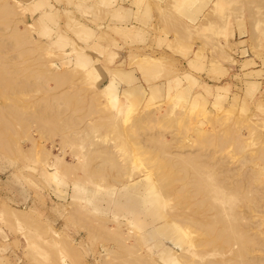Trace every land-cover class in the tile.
I'll return each instance as SVG.
<instances>
[{"label":"rangeland","instance_id":"rangeland-1","mask_svg":"<svg viewBox=\"0 0 264 264\" xmlns=\"http://www.w3.org/2000/svg\"><path fill=\"white\" fill-rule=\"evenodd\" d=\"M7 1L15 3V12L1 21L0 42L8 47L11 43L13 49L1 50L0 68L13 73L11 85L16 88L4 89L8 84L0 80V125L6 121L11 128L7 138L11 150L0 147V213L8 206L14 214L24 213L19 218L27 220L25 214L30 218L26 224L14 215V223L8 217L9 224L3 218L8 213L0 214V264H114L116 243L96 239L99 229L93 239L89 231L95 228L86 225L90 220L109 232L121 228L126 244L141 248L154 264H170L159 259L165 247L180 264H223L232 257L234 243L227 246L222 239L203 237L207 233L199 227L169 223L168 231L165 228L158 236L159 244L148 240L166 219L179 217L204 225L217 217L219 208L242 217L240 229L263 249L251 257L264 259V160L256 158L264 150V0H0V9ZM142 10L154 24L149 29L151 41L144 48L121 49L119 66L105 68L116 56L109 51L111 35L145 40L144 31L128 24ZM15 29L21 40L15 39ZM167 41L169 54L162 51ZM142 64L160 70L152 76L153 71H142L147 70L140 68ZM64 70L71 75L67 83ZM57 75L65 77L66 84L61 85ZM52 77L58 82L49 80ZM120 83L127 86L122 90ZM43 109L62 112L60 120L68 118L75 126L55 137L47 135L42 123H33L30 116L38 111L48 115ZM158 133L172 143L164 151H193L191 166L208 167L211 173H203L204 181L217 186L209 195L195 198L187 181L175 179L179 169L167 165L160 147L148 145ZM69 136L68 143L61 141ZM207 136L209 144L204 143ZM220 136L219 142L227 143H219L225 144L223 149L217 145ZM232 136L237 142H229ZM238 143L241 150L235 147ZM84 147L109 152L128 175L108 169L96 178L93 169L102 161L96 158L81 170ZM55 157L73 166V176L67 177L71 170L64 172L66 177L61 175ZM86 157L91 159L88 153ZM54 162L60 171L53 168ZM249 190L254 195L246 196ZM204 200L206 204H199ZM74 205L82 208L80 218L89 212L86 222H79L76 213L72 216ZM175 233L172 241L169 236ZM72 249H77L78 260L74 252L70 254Z\"/></svg>","mask_w":264,"mask_h":264},{"label":"bare ground","instance_id":"bare-ground-1","mask_svg":"<svg viewBox=\"0 0 264 264\" xmlns=\"http://www.w3.org/2000/svg\"><path fill=\"white\" fill-rule=\"evenodd\" d=\"M106 1V0H105ZM7 2H9V4L8 3H5V4H7L6 6H3V8L2 9H0V23H1V21H3V20H5V19H7V17H9L10 15H13L14 14V12H15V10H14V6L12 5V4H15V3H13L12 1V4H10V1H7ZM214 5H216V3L214 4ZM16 8V7H15ZM213 12V11H212ZM168 17V16H167ZM211 28H213V27H211ZM83 29V31L84 32H86L87 30H86V28L85 27H83L82 28ZM18 30V29H17ZM83 32V33H84ZM85 34V33H84ZM13 35L15 36V37H17V38H15V39H17V40H21V39H18V38H21V37H23L22 36V34H20V32H18V31H16V29L15 30H13ZM1 43V42H0ZM3 43V42H2ZM0 44V52H2L4 49H13V48H11V43H10V47H8V45H6V44ZM16 45H19L18 44V41H16ZM13 44V43H12ZM15 46V45H14ZM13 47V46H12ZM17 47V46H16ZM21 47V46H20ZM18 48V47H17ZM2 50V51H1ZM2 59H4L3 57H2ZM1 59V56H0V60H2ZM149 61H151V60H149ZM147 62V61H146ZM152 62H156V61H152ZM158 62V61H157ZM149 63V62H148ZM151 64H155V63H151ZM142 67H140L141 69L142 68H144L143 66H146L145 68H147V70H142V71H149V70H151V71H153V73L151 72V71H149L150 73H152V76H153V74L154 73H157V71L159 72V70L160 69H158L159 68V66H157V69L158 70H156L155 69V71L153 70L154 68H152V67H150L149 66V68L147 67V65L145 64V65H141ZM150 68H152V69H150ZM64 71H66V70H64ZM146 72V73H147ZM149 72H148V74H149ZM63 73V74H62ZM62 73H60V74H62V76L63 75H65V77L66 76H68V77H66L67 79L65 80V82L67 83L68 82V80L70 79V77H71V75H69L70 74V72L68 73V71H66V73H68V74H64V72H62ZM144 73V72H143ZM59 74V75H60ZM145 74V73H144ZM12 75H13V73H11L10 74V72L9 71H7V70H5L4 68L2 69V68H0V80H5L6 82H7V84L8 85H6V87H4V89L5 88H9V86L13 83L12 82V78H14V77H12ZM59 75H57V77H60ZM60 77L59 79H58V81H59V83L61 84V85H63V83L64 84H66L65 82H64V78L65 77ZM70 76V77H69ZM49 77H51V75L49 76ZM54 77V76H53ZM50 78L49 80H51V81H53V80H55V81H57V77L56 78ZM148 77V76H147ZM48 78V77H47ZM69 78V79H68ZM63 79V80H62ZM57 81V82H58ZM61 81V82H60ZM147 82H150V80L148 81V80H146ZM6 82H3L4 84L6 83ZM9 82H11V83H9ZM56 82V83H57ZM55 85H58V83L57 84H55ZM204 86L205 85H202V87L204 88ZM32 87V86H31ZM30 87V88H31ZM206 87V86H205ZM16 87H15V85L13 84V85H11L10 86V88H9V90H14ZM27 90V89H26ZM5 91V93H6V91L7 90H4ZM8 92V91H7ZM5 93H3V94H5ZM102 94H105V93H102ZM6 95H7V93H6ZM96 96V95H95ZM98 96H100V95H98ZM94 97V96H93ZM92 97V98H93ZM91 98V99H92ZM95 98V97H94ZM63 99V98H62ZM100 100V99H99ZM102 100V99H101ZM100 100V101H101ZM99 101V102H100ZM94 102V101H93ZM97 102V101H96ZM90 103H91V100H90ZM95 104V103H94ZM94 104H93V106H91V104H90V107L92 108V107H97V106H94ZM99 105V104H98ZM101 105V104H100ZM107 105V104H106ZM43 106V105H42ZM53 107L55 106V105H52ZM51 106V107H52ZM48 107V106H47ZM121 108H122V106H120ZM14 108V107H13ZM45 108V107H44ZM90 108V109H91ZM105 108V107H104ZM52 109V108H51ZM54 109H56V107L54 108ZM93 109H95V108H93ZM93 109H91L92 111H93ZM107 109V108H106ZM105 109V110H106ZM44 111H45V109H43ZM100 110V109H99ZM10 111H13L12 109L10 110ZM41 111V110H40ZM48 111V110H47ZM47 111H45V112H47ZM95 111V110H94ZM110 110H108V112H109ZM1 112V111H0ZM42 112L43 111H41V112H37V114L35 113L34 114V116H33V114L31 115L30 114V116L31 117H33L32 118V120H33V123L34 122H39V123H42V128L40 127V125L41 124H39L38 126L41 128V129H46L44 132H46L47 131V135L48 134H50L51 133V135L53 136L54 135V137H55V135H57V134H59V133H63V132H65V131H67V129L69 130L70 128H72V126H73V124L74 123H70V121L69 120H60V119H62L61 117H60V115L61 114H63L62 112H59V111H52L51 110V112H50V109H49V112H50V114H49V112H47V114L48 115H44V112H43V114H42ZM55 112V113H54ZM111 112V111H110ZM2 113H4L3 111H2ZM15 113H16V110H15ZM5 114V113H4ZM0 115H1V113H0ZM3 115V114H2ZM6 116V115H5ZM29 116V117H30ZM0 119H2V117H0ZM6 119V118H5ZM29 120V119H28ZM71 120V119H70ZM37 122V123H38ZM36 123V124H37ZM45 123H47L46 125L47 126H49L50 127V131L48 130L49 129V127H45V126H43V125H45ZM68 123H70L69 124V127H67L66 125H68ZM76 123V122H75ZM72 124V125H71ZM36 126V125H35ZM74 126H75V124H74ZM45 127V128H44ZM87 128H88V125H87ZM73 129V128H72ZM71 130V129H70ZM50 132V133H49ZM90 131H89V129H88V133H89ZM11 134V128L9 127V123L8 122H6V121H2L1 120V125H0V147L1 148H3V149H6V150H8V151H10L11 150V147H10V143L7 141V138H9V136L8 135H10ZM64 134V133H63ZM161 134L162 135H164L163 133H158L157 135L156 134H154V136H151L150 137V139H148L147 141H148V145H155V146H157V147H160V148H158V150L160 149V152H162V158L163 159H166V162H167V165H169V166H172V167H174V168H177V169H179V170H177V172H175L174 173V177H175V179L176 180H179V182H184V181H187V183H186V185L188 186V187H191L192 188V191H191V193L193 194V196L195 197V198H197L198 197V194H200V193H206L207 195H209L210 193H211V191L213 190V188L214 187H217V186H211V185H208V184H206V182L204 181V174L203 173H206V172H209V173H211V171L208 169V167H201V168H195V167H192L191 166V162H192V157L191 156H195L196 154H195V152L193 153V151H188V152H192V153H189V154H185V153H182L181 154V152H177L176 151V153H168V152H166L168 149H170V147H171V144L172 143H168L167 141L168 140H165L164 138H160L161 137ZM51 135H49L50 137H51ZM64 137V136H63ZM63 137H61V141L62 142H64V143H68V141H70L71 139H70V136H69V138H68V140H67V137L65 138V140H64V138ZM72 137V136H71ZM49 138V137H48ZM208 138V136L204 139V143H206V144H209V143H211V140H209V139H207ZM220 138V140H218L217 141V145H218V147L220 146V149H223V147L225 146V144H219V143H226V139H224L222 142H219V141H221L222 139H223V137H219ZM218 138V139H219ZM231 138V139H230ZM229 138V142H232V140H233V142L235 143V142H237L236 140H235V138L232 136V137H230ZM51 139H53V138H51ZM59 139V138H58ZM165 141H164V140ZM207 139V140H206ZM237 139V138H236ZM48 140H50V139H48ZM72 140H73V138H72ZM79 140V139H78ZM78 140H76L75 142L77 143L78 142ZM235 140V141H234ZM53 141V140H52ZM159 142V143H156V142ZM172 141H174V140H172ZM239 141V140H238ZM61 142V143H62ZM72 142V141H71ZM80 142V141H79ZM78 142V143H79ZM82 142V141H81ZM151 142H153V144L151 143ZM228 142V143H229ZM60 143V144H61ZM156 143V144H155ZM63 144V143H62ZM61 144V145H62ZM70 144V143H69ZM227 144V143H226ZM264 144V143H263ZM224 145V146H223ZM235 145V144H234ZM165 146V147H164ZM166 146L167 147H169V148H166ZM174 146V145H173ZM237 146H239V143L235 146V147H237ZM62 147V149H64L63 148V145L61 146ZM264 147V146H263ZM85 148V150H84V153H85V160L84 159H82L84 156H82V160H84L82 163L81 162H78V163H81V165L79 166L80 168H81V166H83L82 167V169L81 170H85L87 167L86 166H88L87 164L88 163H91V160H93V159H100V160H102L101 162H100V164H98V165H95V166H97L96 168H95V170L93 169V172L94 173H92L93 175L94 174H96L95 175V177L96 178H98L97 176H101V175H104V174H106L107 173V171H108V169H109V171H113V170H115V172H116V175H117V173H121V174H126L127 173V171H125L124 170V167H123V164H121L118 160H115V159H113L112 158V156H111V154L109 153V152H104V151H99V150H94V151H88L87 150V148L86 147H84ZM241 147L239 146L238 147V149H240ZM163 149H165L166 151H164ZM262 150L264 149V148H261ZM241 150V149H240ZM170 151V150H169ZM90 152V153H89ZM262 152V153H261ZM87 153H88V158L90 157L91 159H86L87 157ZM97 154V155H95V154ZM98 154L100 155V156H98ZM84 155V154H83ZM94 156V157H93ZM98 156V157H97ZM258 157V159H261V160H264V150L263 151H260V152H258V154H257V156H256V158ZM56 158V157H55ZM57 160H55L56 161V165H57V167H59L60 169H61V171H62V173L63 174H61V172H58V173H60L62 176H64L65 174H64V172L65 173H67V171L68 170H71V172H69V173H71V174H69V176H67V174L65 175V177L67 176V177H70V175L71 176H73V171H72V169L73 168H70V167H73L71 164H70V167H67L68 165H67V162H65V164H64V160H62L61 158H56ZM95 159V160H96ZM87 160H88V162H87ZM80 161V160H79ZM93 162V161H92ZM83 163H87L86 165L84 164L83 165ZM55 164V162L53 163V165ZM93 164V163H92ZM53 165H52V167H53ZM67 165V166H66ZM77 165H76V167H77V170L78 171H80L78 168ZM90 166H91V164H90ZM57 167H55V165H54V167L53 168H55L56 170H57ZM84 167H86L85 169H83ZM59 168H58V170H59ZM62 168L65 170V171H63L62 170ZM68 168V169H67ZM74 168H75V166H74ZM173 168V169H174ZM191 168H195V169H193V170H190ZM67 169V170H66ZM76 169V168H75ZM90 169V168H89ZM57 170V171H58ZM60 171V170H59ZM75 171V170H74ZM90 171V170H89ZM172 171V170H171ZM76 173H77V171H75ZM85 172V171H84ZM89 173V172H88ZM78 174V173H77ZM86 174V173H85ZM91 174V173H90ZM91 174V175H92ZM130 174V173H129ZM178 174H181V175H178ZM188 174H190V175H192V177L189 179V180H187V176L186 175H188ZM90 175V176H91ZM119 175V174H118ZM126 175H128V174H126ZM124 176V178L126 179V177L127 176ZM182 175H184V177L182 176ZM130 176L132 177L133 175L132 174H130ZM135 176V175H134ZM77 177V176H76ZM86 177V176H85ZM92 177H94V176H92ZM79 179H80V177H78ZM101 179L103 178V177H100ZM117 178V177H116ZM128 178V177H127ZM70 179V178H69ZM82 179H83V181H86V179H87V181H89L88 180V178H83L82 177ZM95 179V178H94ZM93 179V180H94ZM100 179V180H101ZM105 178H103L102 179V181L104 180ZM168 179V176L167 175H165V179H163L164 181L165 180H167ZM186 179V180H185ZM112 181H113V183L115 182L113 179H111ZM116 180H118V179H116ZM99 181V180H98ZM189 181V182H188ZM97 182V181H96ZM99 183V182H98ZM97 183V184H98ZM185 189H187V188H185ZM163 190L164 191H166V187H164L163 188ZM187 191V190H186ZM183 192H184V189H183ZM187 192H189V191H187ZM255 193V192H254ZM254 193H253V191H251V190H249V191H246V196L248 195V194H253L254 195ZM185 194V196H189V195H186V194H188V193H183V195ZM205 194V195H206ZM182 195V196H183ZM204 195V196H205ZM207 195H206V197H207ZM197 196V197H196ZM204 196H202V197H204ZM193 197V198H194ZM181 199H182V197H180ZM207 199H208V197H207ZM254 200V196L252 197H249V200ZM121 200V199H120ZM248 200V201H249ZM250 200V201H251ZM122 201H123V199H122ZM208 201V203H209V199L207 200ZM199 203V202H198ZM202 203H207V202H205V200L204 201H200V203L199 204H202ZM72 204H74V203H72ZM79 205V204H78ZM77 205V206H78ZM250 205V204H249ZM75 207H76V205H74ZM81 206V205H80ZM251 206V205H250ZM3 207H5L4 205H3ZM2 207V208H3ZM7 208H8V206H6ZM5 207V209L3 208V210H2V212L3 211H5V212H3V215L5 216V214L4 213H8V215L7 216H5V217H3L4 219L6 218V220H8L6 223H9V219H8V217L10 218V217H12V218H10V219H12V222H13V217H14V220L17 218V217H15L14 215H16V216H18V218L17 219H21L20 221L19 220H17L18 222H23V221H25L26 219L24 218V220H23V218H19V216L20 217H22V215L24 214V213H19V214H22V215H17V213H15L14 214V212H11L12 210H9L10 209V207H9V209L7 210V208ZM84 208V207H83ZM73 209H74V207H73ZM77 209V207L74 209V210H76ZM82 209V208H81ZM81 209H77L75 212H73V214H72V211H71V214H72V216L74 215V213H76L75 214V216H77V215H79V213H80V211H81ZM86 210V209H85ZM225 209L223 208V209H221L220 210V208H219V214L217 215V217L215 218V219H212L211 221H209L208 223H206V224H204V225H198V224H194L191 220H189V219H181V218H179V217H175V218H172L171 220H168V219H166V222L167 223H164L163 225H161L158 229H156V230H154V231H152V232H150L149 233V239L148 240H150V242H153L154 244H159L160 243V241H159V239H158V236L161 234V233H163V232H165L166 230L168 231V225H169V223H173V222H176V224L178 223V222H182V223H185V225H187V226H194V227H196V228H200L199 230L201 231V233H207L206 235L207 236H203V237H208V236H210V237H212V239L211 240H219V239H222L223 240V242H224V244H227V246H228V244L230 243V242H233L234 244V246H235V248L232 250V257L229 259V260H226V262H231V261H234V264H264V259H262V258H258V257H254V258H252L251 256H252V253L256 250H260V251H263V249H262V247H260V243H258L256 240H255V237L254 236H250V235H248V232L246 231V230H243V229H240L241 227H240V223L241 224H243V219H242V217L239 215V214H237L236 212H233L232 210H230V211H232V212H230L229 211V213H227V214H225V211H224ZM258 211V209L256 208V209H254L253 208V211ZM7 211V212H6ZM2 212L0 213L1 215H2ZM17 212V211H16ZM82 212V211H81ZM89 212L87 211V215L89 216V214H88ZM86 214V212H84V215ZM24 216V215H23ZM26 216H28V218H30L29 217V215L28 214H25V217ZM80 216H82L81 214H80ZM88 216H86V217H88ZM77 217H79V216H77ZM76 217V218H77ZM84 217V216H83ZM77 218V220H79V222H80V219H85L86 217H84V218ZM28 218H27V220H28ZM75 218V217H74ZM31 219H33V218H31ZM30 219V220H31ZM91 219V218H90ZM89 219V220H90ZM93 219V218H92ZM3 220V219H2ZM2 220H0V221H2ZM23 220V221H22ZM27 220H26V224H27ZM83 220H81V222H83V224H84V221ZM86 220H88V219H86ZM17 221H16V223H17ZM32 222L34 221V220H31ZM4 222V221H3ZM28 222H29V220H28ZM86 222V221H85ZM87 222H89V221H87ZM90 222H91V220H90ZM90 222L89 223H87L86 225H87V227L90 225V228L89 229H92L93 227L95 228V232H93V230H92V232L91 231H89L91 234L93 233H96L97 232V229H99L98 230V232H97V236L94 234V238L93 239H95V236H96V239H103L104 241L106 240V241H112V243L113 242H115L116 243V245H117V248H116V251H115V253L114 252H111V254H112V256L114 257V254L115 255H117V256H115L113 259L116 261L114 264H154V260L153 259H151L150 258V256H148V255H145V253H143V254H141L140 252H142L141 251V248H134V247H136V246H134V245H127L126 244V241L125 240H127L126 238L127 237H125L124 235H123V233H121L119 230L121 229L120 227H118V228H120L119 230L117 229V230H113L112 232H109V231H106L105 229H103V227H98L97 225L99 224H97L96 225V223L94 222V223H92V224H95V226L94 225H92V224H90ZM97 222V221H96ZM2 223V222H1ZM14 223V222H13ZM24 223V222H23ZM10 224V223H9ZM8 224V225H9ZM29 224V223H28ZM89 224V225H88ZM104 224L105 223H103L102 225L104 226ZM5 225V224H4ZM7 225V224H6ZM178 225V224H177ZM181 225H184V224H181ZM180 225V226H181ZM84 227V229H86V231L88 232V230H87V227L85 228V224L83 225ZM217 226V227H216ZM245 226V225H244ZM243 226V227H244ZM105 228H106V226H104ZM110 227V226H109ZM112 227V226H111ZM215 227L217 228L216 230H215ZM165 228H166V230H165ZM106 229H110V228H106ZM111 230V229H110ZM202 230H205L204 232H202ZM88 232V234H90ZM177 233V232H176ZM176 233L175 234H173L172 236L170 235L169 236V238L171 239L172 238V241H173V238L176 236ZM213 235V236H212ZM90 236V235H89ZM98 237V238H97ZM92 238V237H91ZM92 239V240H93ZM211 240L209 241V242H207L206 244H208L209 245V243H211ZM65 241V240H64ZM93 241H96V240H93ZM123 241H125L124 243L127 245H125L124 246V244H123ZM63 242V241H62ZM64 243V242H63ZM67 243V242H66ZM66 243H65V245H66ZM172 243H174V245L176 246V245H178V243H179V241L178 240H175L174 242H172ZM68 244V243H67ZM67 246V245H66ZM210 246V245H209ZM233 246V247H234ZM260 247L261 249H257L258 247ZM69 247V246H68ZM70 247H71V245H70ZM257 247V248H256ZM70 249V248H69ZM74 250V251H73ZM77 249H72V250H70L71 251V253L70 254H72V252H74V256H76V253H75V251H76ZM192 252V251H191ZM194 252V251H193ZM227 252V251H226ZM114 253V254H113ZM195 253V252H194ZM255 253V252H254ZM253 253V254H254ZM111 254H109V255H111ZM127 254H128V257H129V255H133V256H135L134 258H133V256H131V258L129 257L128 259H126L125 258V256H127ZM108 255V256H109ZM173 255H176L175 253L173 254V252H172V249L171 248H168V247H165V248H162L160 251H159V259H161L162 261H164V262H166V263H173V264H180L179 263V258L178 257H176V256H173ZM74 256H72V257H74ZM108 256H106V257H108ZM112 256L110 257L109 256V258H111L112 259ZM222 256H223V253H222ZM77 257V260L79 259L78 258V256H76ZM76 257H74V259L76 258ZM80 257V256H79ZM109 258H107V260L109 259ZM73 259V260H74ZM111 259H109V261H111ZM251 259H253L252 261L253 262H251ZM76 260V259H75ZM74 262H76V261H74ZM81 262V261H80ZM107 263H109L108 261H106ZM114 262V261H113ZM226 262H224L223 264H226ZM77 264H82V263H79V261L78 262H76ZM111 263H112V261H111ZM110 263V264H111ZM104 264H106L105 262H104ZM113 264V263H112ZM160 264V263H159ZM218 264H221V263H218Z\"/></svg>","mask_w":264,"mask_h":264},{"label":"crops","instance_id":"crops-1","mask_svg":"<svg viewBox=\"0 0 264 264\" xmlns=\"http://www.w3.org/2000/svg\"><path fill=\"white\" fill-rule=\"evenodd\" d=\"M120 6L121 5H117V7H115V9H120ZM127 6H135L133 4H127ZM135 11L137 10L136 8H133ZM142 12L143 10L141 11L140 14H137V18L136 17H133L130 19V21L128 22L129 25H132L133 27H136V29L140 30V31H144V38L145 40L143 42H141L139 39H136V40H125V39H122V38H119L118 36H115V35H111V39H112V44L111 46L109 47V51L110 52H114L116 54L115 56V60H114V63L112 64H104V67H110L112 65L114 66H119L117 60L119 59V54H120V50H125L127 52H129L130 50L134 49V48H144V44L148 43L149 40L151 41V35L149 34L150 31L149 29L154 25L152 23H150V17L149 16H145V15H142ZM150 15V14H149ZM107 24V23H106ZM105 24V25H106ZM98 33V31L96 32ZM150 35V36H149ZM169 41V40H168ZM167 41L166 44H164L165 47L162 48V51L163 52H166V54H169L170 50L167 49V44H169V42ZM169 48V47H168ZM261 65V64H260ZM259 65V66H260ZM103 67V69L105 70V68ZM106 71H103L102 73H105ZM103 75V74H102ZM104 76V75H103ZM105 79V78H104ZM107 79H105V83H106ZM104 83V84H105ZM103 84V85H104ZM122 85H125L124 83H120V87L122 90H123V87ZM133 85V84H132ZM127 86V84L125 85Z\"/></svg>","mask_w":264,"mask_h":264}]
</instances>
